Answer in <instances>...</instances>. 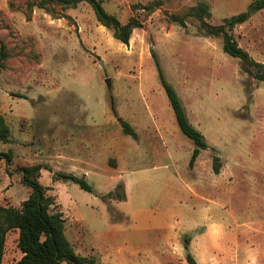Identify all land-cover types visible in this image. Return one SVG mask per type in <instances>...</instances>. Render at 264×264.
<instances>
[{"label": "rangeland", "instance_id": "374dc122", "mask_svg": "<svg viewBox=\"0 0 264 264\" xmlns=\"http://www.w3.org/2000/svg\"><path fill=\"white\" fill-rule=\"evenodd\" d=\"M29 1L0 0V113L11 129L0 153H13L10 162L0 155V202L20 206L30 188L17 168L41 162L39 180L63 205L67 237L96 264H190L189 252L197 264H264V82L223 50L222 36L200 29L254 0H103L122 23L141 22L129 44L87 2L49 1V12ZM202 1L211 17L195 15ZM240 25L231 33L264 63V9ZM156 60L208 143L193 166L195 144ZM56 172L83 176L93 190ZM119 183L125 198L107 196ZM18 235L8 234L2 264L22 256Z\"/></svg>", "mask_w": 264, "mask_h": 264}, {"label": "trees", "instance_id": "16d2710c", "mask_svg": "<svg viewBox=\"0 0 264 264\" xmlns=\"http://www.w3.org/2000/svg\"><path fill=\"white\" fill-rule=\"evenodd\" d=\"M49 1L62 4L65 7H75L81 2H87L92 6L97 20L111 29L114 37L125 44H129L133 30L142 26L141 22L134 16L126 23H122L117 16L106 11L103 0H30L27 5L30 9L38 5L51 12L53 9L49 5ZM149 7L152 8L153 6ZM262 9H264V0H254L247 11L225 18L220 25H211L205 22L200 26V29L208 36H222L223 50L233 57L240 58L242 69L253 78L264 82V63L252 59L231 33L238 24L245 22L254 12ZM195 13L197 17L202 19L212 16L209 5L203 1L195 6ZM172 20L186 26V20L183 16L172 15ZM153 56L156 58L155 53ZM3 58L4 51L2 50L0 63ZM156 62L162 84L179 127L195 144L190 160V165L193 166L201 150L209 147L208 143L205 136L190 123L178 93L166 80L159 61L156 60ZM121 124L125 133L137 137V133L128 122L122 120ZM0 141L11 142V129L2 113H0ZM12 154V151L0 153V155L7 157L9 162L12 160ZM42 168H44L42 163L19 166L17 170L21 174V181L30 188L29 196L20 206L0 202V264L3 263L7 236L16 229L19 230L18 247L22 251V256L15 264H61L63 261L68 264H96V259L77 254L67 237L64 213L58 208L60 205L56 202V197L49 193L50 187L43 185L39 180ZM220 169V157L214 155L213 170L215 173H219ZM55 178L72 180L79 184L82 189L93 190L85 177L74 173L56 172ZM115 195L121 199L125 198L123 183L117 185L116 191L107 194L111 197H115ZM187 257L190 264H197L190 252Z\"/></svg>", "mask_w": 264, "mask_h": 264}, {"label": "crops", "instance_id": "0c3cea01", "mask_svg": "<svg viewBox=\"0 0 264 264\" xmlns=\"http://www.w3.org/2000/svg\"><path fill=\"white\" fill-rule=\"evenodd\" d=\"M239 25V27L241 28V25L240 24H238ZM36 163H41V162H36ZM44 165V164H43ZM44 168H42V170H43ZM42 170H41V174H42ZM0 180H1V178H0ZM56 181V180H55ZM0 183H1V181H0ZM49 187V186H48ZM53 187V186H52ZM52 187L50 188V189H52ZM50 189H49V191H50ZM55 196V195H54ZM57 199H58V196H57ZM58 201H59V199H58ZM59 204L61 205V209H62V212L64 213V216H65V212H64V208H63V205H62V203H60L59 202ZM17 231H18V234H19V230L18 229H16ZM18 237H19V235H18Z\"/></svg>", "mask_w": 264, "mask_h": 264}, {"label": "water", "instance_id": "95a60500", "mask_svg": "<svg viewBox=\"0 0 264 264\" xmlns=\"http://www.w3.org/2000/svg\"><path fill=\"white\" fill-rule=\"evenodd\" d=\"M2 45H3V43H2V40H1V38H0V54H1V50H2ZM101 64H103V61H101ZM106 82H107L108 85L110 86L111 80H110L109 78L106 80Z\"/></svg>", "mask_w": 264, "mask_h": 264}]
</instances>
